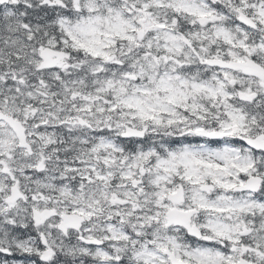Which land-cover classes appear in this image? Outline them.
Listing matches in <instances>:
<instances>
[{"label":"snow or ice","instance_id":"snow-or-ice-1","mask_svg":"<svg viewBox=\"0 0 264 264\" xmlns=\"http://www.w3.org/2000/svg\"><path fill=\"white\" fill-rule=\"evenodd\" d=\"M0 264H264V0H0Z\"/></svg>","mask_w":264,"mask_h":264}]
</instances>
